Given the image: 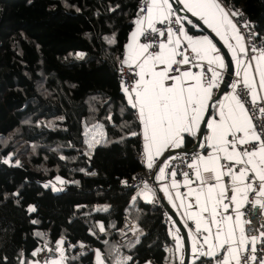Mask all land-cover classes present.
<instances>
[{
    "label": "trees",
    "instance_id": "16d2710c",
    "mask_svg": "<svg viewBox=\"0 0 264 264\" xmlns=\"http://www.w3.org/2000/svg\"><path fill=\"white\" fill-rule=\"evenodd\" d=\"M142 1L0 0V264H31L59 239L65 264H96L98 249L106 264H182L164 209L130 185L146 164L120 61ZM221 1L264 43V0ZM99 126L106 137L87 150ZM126 216L136 229L121 243Z\"/></svg>",
    "mask_w": 264,
    "mask_h": 264
},
{
    "label": "snow or ice",
    "instance_id": "6c2138e0",
    "mask_svg": "<svg viewBox=\"0 0 264 264\" xmlns=\"http://www.w3.org/2000/svg\"><path fill=\"white\" fill-rule=\"evenodd\" d=\"M156 3L157 0H148V6L139 9V11H146L150 18L152 6ZM167 3L168 0H161L162 6ZM185 3L189 11H192L194 15H198L202 19L208 15L215 19L212 9H218L223 13L218 21L219 23L224 20L231 23V16L241 15L237 11L229 13L218 3V0H185ZM180 19L177 18V22ZM133 23L142 24L143 21L138 18ZM151 33H156V36H152ZM142 35L145 40H155L157 37L165 36V32L154 28L149 19L148 32L146 34L142 32ZM132 36L135 38L136 33H132ZM167 44H172L171 49L167 48ZM189 44L191 45V51L196 53L197 56H201V58L206 57L209 52L215 51L207 37H204L203 41L197 40L195 43L189 38ZM178 45L179 40L174 44L171 41L161 42L158 45L151 43L141 44L139 46V54L135 53L132 45L125 46L126 49H132V54L121 59L120 63L128 64L130 68L135 65L136 68L140 69L138 73L132 72V75L138 77L135 86L131 89H123L129 93L128 103L135 110L136 127L139 129L138 131H132L129 128V134L142 139L145 149L143 154L147 155V166L149 168L153 166V157L151 155L153 146H156L157 152H159L160 148H166L169 151L172 149H185L188 138L197 140L192 152L189 153L185 150L184 156L189 160L194 158L196 161V163L189 164L188 167L194 170L196 177L194 183L207 187L206 203L207 200L212 198V193L221 180V176L230 177V186L225 188L224 191L217 193L213 203L212 217L213 221H215L216 209L220 206L221 200H229V204L223 205L224 212H229L231 203L236 200V194L241 193L240 183L244 180H247V183L243 186V193L253 192L259 197H264V119L258 120L256 123H253L250 117L242 119V116L248 110L245 107L246 101H242L238 96L232 97L236 101L235 108L230 105L217 104L219 112L213 116L210 111L212 102H218L219 100V97L214 98L212 96L215 79L207 84L203 83L202 78L207 74L206 71L197 75L184 70L183 74H181L179 65L191 64L192 60L183 50L179 49ZM150 49L152 50L151 52H149ZM253 50L260 51L258 49ZM145 53L147 55H144ZM77 55L82 57L84 54L77 53ZM176 56H180V60H176ZM261 59H264V52H262ZM217 62L220 63L221 67L225 66L222 61H218L216 58L208 61L209 64ZM160 65L165 67L160 68ZM172 65H177V67L172 68ZM122 71L123 69H121ZM257 71L260 75L259 88L264 89V71H260L259 68H257ZM212 74L215 78L216 73L213 71ZM244 85L246 91L249 88L251 89V91H248V95L251 97V102L255 104L258 101L255 82L250 85L245 79ZM206 101L210 103L206 104ZM259 111L264 113V109ZM202 113H207L208 117H212L213 122L209 123L207 117H202ZM201 121L211 129L210 137H204L203 130L199 128ZM240 133H243V136L238 135ZM249 136L251 137L250 140L247 138ZM200 137H204V139L201 140L199 139ZM209 140L212 143H209ZM245 145L248 147H243ZM238 146H241L239 152L237 151ZM209 148L212 149V153L207 156H202L196 151V149L207 151ZM229 148L232 149L231 152L228 151ZM221 154H223V159L226 161H232L239 155L241 158L236 159L235 163L245 165V167L239 169L238 175L234 174V165L218 163L222 158ZM244 157H247V159H243ZM16 163L18 165L19 161ZM201 164H203V168H201ZM248 165H251L250 169L246 167ZM221 168L227 169V171L219 172ZM160 171L162 172L163 169H160ZM246 171H251L254 174L246 176ZM172 175H175V172ZM184 175L188 176L189 173L186 172ZM57 179L59 180L60 178L57 177ZM45 187H48V185H45ZM229 192L231 195H228ZM245 203L251 205L253 201L246 200ZM255 204H260V200H256ZM28 211L33 212L35 208L30 206ZM204 211H208L207 206ZM236 212L238 213L237 219H239L243 213L240 208H237ZM231 218V216H228V219ZM33 223H36V221H33ZM261 235L264 236V233H261ZM219 236L220 230L218 229L216 238L219 239ZM57 243L62 242L58 241ZM229 243L230 241L225 239L219 246L224 248ZM38 251H42V249ZM35 255L36 252L34 251L33 256ZM207 255L216 256L212 252H208ZM127 259L131 260V257ZM250 260L253 264H264V247H261L258 255L255 244L252 245L250 250L246 249L245 255L242 257V264H249ZM21 264H27V262L21 261ZM217 264H230V261L224 258L223 254H220L217 257Z\"/></svg>",
    "mask_w": 264,
    "mask_h": 264
},
{
    "label": "crops",
    "instance_id": "0c3cea01",
    "mask_svg": "<svg viewBox=\"0 0 264 264\" xmlns=\"http://www.w3.org/2000/svg\"><path fill=\"white\" fill-rule=\"evenodd\" d=\"M179 1L181 5L183 6V9L186 12H189L193 16L198 18L201 22H203V24L206 27H208L212 32H214L224 42L225 46L228 48L234 60L235 72H236L234 81L231 83L228 89L224 91V93L221 95L218 102L213 104V108H212L213 116H215L219 112V108L217 104H224L226 106L230 105L234 108L236 107V101L232 99V97L238 96L237 85H238L239 79L244 80V81L245 79H247V81L251 84L255 82L258 99L261 98V96L264 97V89L259 88L260 75H259V72L257 71V68H259L260 71H264V59H261L262 54H258L254 56L253 58L246 59V60L240 57V55H242L241 53L245 52L246 47L244 44V40L242 36L240 35L238 29L236 28V25L234 21L232 20V18L230 17L231 23H228L227 20H224L222 23H219L218 21L222 17L223 13L220 12L218 9H212V12L215 15V19L211 15H208L204 19H202L200 16L194 15L192 11L188 10L185 0H179ZM218 3L225 10H227L223 2L218 0ZM174 14L175 12L169 0H168V3L163 6L161 5V0H157V3L154 6H152L151 17L149 18L148 14H146L145 16H141L139 18L143 21V23L142 24L137 23L136 28L132 32V33L135 32L136 36L135 38H133L131 34L130 40L127 45H132L133 48L135 49V53L139 54L140 53L139 46L142 44L141 34L145 28H148L149 19L151 20L152 25H155L157 22L161 21L162 19L170 17ZM186 19L190 22V24L196 25L189 18H186ZM204 37H207L211 41V46L215 49V51L209 52L206 57L201 58V56H197L196 53L191 51V45L189 44V38H191L193 43H195L197 40L203 41ZM177 40H179L178 47L180 50L182 48L183 42L187 43L189 47L190 57L194 61V63L187 64V65L180 64L179 67L181 69V74H183L184 70H188L191 73L197 74V75L201 74L202 72L200 69V63L201 62L207 63L210 66L211 72L213 73L214 71L216 73L215 78L213 77V79H215V84L212 88V96L214 97L215 94L218 92L220 86L222 85L224 78H225L226 71H227V63H226V59L222 51L218 48V46L214 43V41L206 33L205 34L191 33L189 32L188 27L186 25L183 27V29L181 30L179 34H170L167 40H164L163 42L171 41L174 44ZM171 47H172V44H167L168 49H171ZM205 47L207 46L205 45ZM129 54H132V49L125 50V58ZM185 54L187 53L185 52ZM144 55H146V53ZM213 58H216L218 61H222L225 66L221 67L219 62L209 64L208 63L209 59H213ZM175 59L180 60V56H176ZM159 67L163 68L165 66L160 65ZM137 70L138 72L140 71L139 68H137ZM202 82L204 83L203 78H202ZM125 93L128 98L129 93L127 91H125ZM205 103L208 104L210 102L206 101ZM237 111H239V109H237ZM205 115L206 113H202V117H205ZM246 117H250L248 112L242 116V119ZM212 122H213V118L209 117V123H212ZM201 124H202V121L199 123V128H201ZM207 128H208V131L206 132L204 137L211 136V129L209 127ZM238 135L243 136V133H240ZM247 138L249 140L251 139L250 136ZM195 142H196V139L194 138V143L192 144V146L195 144ZM208 142L212 143L211 140H209ZM191 147H188L186 145L185 149H189ZM179 150H183V149H172L169 151L166 148H160L159 152H157L156 146H153L151 149V155L153 157V162H152L153 166L151 168H154L155 170V174H156L155 179L159 186V189L162 191L167 202L177 213L178 217L180 218V220L186 227L189 234H191V237H190L191 253H190V263L189 264H193L195 262L196 254H200L202 259H206L208 261L213 260L217 256L219 250L222 249L219 245H221L225 241V239H228L230 243L224 246V247H228V251L224 258L228 259L230 261V264H242L241 255H242L243 250L245 249L246 243L248 241H251L252 245L255 244L256 246L259 238L258 236L248 237L245 234L244 217L242 215L240 216L239 219H237L238 213L236 212V209L240 208L241 212L243 213L247 205L245 201L250 200V198H253L255 201L260 200V205H262L263 207V216H264V197H259L253 192L243 193V186L244 184L247 183V180H244L243 182L240 183L242 194L241 193L236 194V200L231 203L229 212L225 213L224 208H223V205L229 204V200L222 199L220 206L217 207L216 209L217 215H216L215 221H213V217H212L213 203L216 199L217 193L224 191L225 188L230 186L229 185L230 177L227 180L226 177L228 176H223V175L221 176V180L219 181L215 190L212 193V198L207 200V203H206V196H207L208 189L206 186L202 187L199 183H194V181L196 180V177L194 174V170L191 169L190 167H189L190 169L189 177L182 178V179H176L172 183L169 184L168 182L165 181V171L170 165L171 161L177 156L176 153L181 152ZM240 150H241V146H238L237 151L239 152ZM143 151H145L144 144H143ZM228 151L231 152L232 149L229 148ZM197 152H199L202 156H207V155H211L212 149L209 148L207 151L198 149ZM145 156L147 160L146 163L148 164L147 155ZM221 157H223V154H221ZM240 158L241 157L237 155L232 161H230V163L240 168L245 167V165L235 163V160L240 159ZM243 159L246 160L247 157H244ZM189 163L190 164L196 163V161L193 158L192 160H190ZM218 163L221 164L220 161ZM246 167L250 169L251 165H248ZM201 168H203V164H201ZM160 169H163V171L161 172ZM226 171L227 169H223V168L219 169V172H226ZM233 173L236 175L239 174V173H235L234 170H233ZM248 174H254V173L251 171H246L245 175L247 176ZM153 181H154L153 179L148 181L141 189L138 190L137 195H139L142 199L146 201H152L153 197L157 196L158 194L156 186L153 185L154 183ZM228 195H231V193L229 192ZM206 206L208 208V211H204V208ZM228 216H231L232 218L228 219ZM168 220L170 223L171 236L175 240V243L177 245V250L179 252V257H180L181 263L183 264L184 258H185V244H184L183 234L170 216H168ZM218 229L220 230L219 239L216 238V233ZM198 233L202 234V244L204 246V249L202 251H200V249L198 248V243H199ZM63 241L65 240L63 239ZM229 249H231V251H229ZM208 252L215 253L216 256H209L207 255ZM64 253L65 251L63 252V255ZM54 254L55 255L52 256V258L57 255L56 249H55ZM96 257H97L96 264H99V263L103 264L105 262L102 255L97 254ZM31 264H38V263L36 261H33L31 262ZM58 264H64L63 258H61Z\"/></svg>",
    "mask_w": 264,
    "mask_h": 264
},
{
    "label": "built area",
    "instance_id": "2783aa9c",
    "mask_svg": "<svg viewBox=\"0 0 264 264\" xmlns=\"http://www.w3.org/2000/svg\"><path fill=\"white\" fill-rule=\"evenodd\" d=\"M147 6H148V0H143L140 4V9L146 8ZM225 7L229 13L235 11L227 5H225ZM239 13H241V15L231 16V18L234 21L236 28L238 29L240 35L242 36L245 47H246L245 52L241 53L242 55H240V57L244 58L245 60L251 59L254 56L258 54H262V52H264V43H263V40L258 35V31L255 27L254 22L250 20L247 14H244L242 12H239ZM141 14L142 16H145L147 12L146 11L141 12ZM177 18H181L179 22H177ZM245 25H247V27H245ZM153 27L156 28L158 31L165 32V36L157 37V39L155 40H151V39L145 40L143 38V35L141 34L142 44L151 43L154 45H158L164 40H167L170 34H179L184 27L183 18L179 16L178 14H174L170 17L164 18L161 21L157 22L155 25H153ZM142 32L146 34L148 32V28H145ZM151 35L156 36V33H151ZM253 49H258L260 51H254ZM181 50H183L187 54L189 53V47L186 42H183ZM151 51L152 50L150 49L149 52ZM188 55H189V58L192 60V58L190 57V53ZM192 63H194L193 60H192ZM175 67H177V65L172 66V68H175ZM121 68L123 69V71L121 72V85L123 89H131L132 87H134L138 79V77L132 75V72L134 71L138 73V70L135 67V65H133L132 68H130L128 64H121ZM200 69L202 73L205 71L207 72V74L203 76V81L205 84L213 80V74L211 72L210 66L207 63L201 62ZM249 84L251 85V83ZM248 91H251V89L249 88L246 91L244 80L239 79V82L237 85L238 97L242 101H246L245 107L248 110L247 112L249 113L252 122L256 123L258 120L264 119V113H261L259 111L260 109H264V97L261 96V98H259L258 101L254 104L251 102V97L248 95ZM243 147H248V146L245 145ZM176 154L177 156L171 161L170 165L165 171V181L168 182L169 184L172 183L176 179H182V178H186L190 176V169L188 167V165L190 164L189 163L190 160L184 156V151L177 152ZM143 160L146 164V169L137 172L130 182V185L133 186L137 190L141 189L148 181L153 179V176L156 177V175H154L155 174L154 168H149L147 166V163H146L147 160L144 154H143ZM220 162L221 164H224V163L231 164L230 161H226L225 159H223V157L221 158ZM239 169L240 167H237V166L233 167V170L235 171V173H239ZM173 172H175V175H172ZM186 172L189 173L188 176L184 175V173ZM252 175L253 174H248L247 176H252ZM226 179L228 180L229 177H226ZM153 182H154L153 185L156 186V189L158 191L159 186L157 182L156 181H153ZM152 201L160 205L164 209L165 213L167 214L164 208V205L160 201L158 194L157 196L153 197ZM249 201H253V204L251 205L247 204L245 207V209L247 210L245 211L244 209V212H243L244 213L243 217L245 221L244 232L248 237L258 236L259 239L255 246L257 249V255H258L261 247H264V236L261 235V233H264L263 207L260 204L258 205L255 204V200L253 198H250ZM135 229H136L135 221L129 216L124 217L122 234L119 237V241L121 243H125L128 240H130L133 236ZM198 239H199L198 248L200 249V251H202L204 249V246L202 244V234L198 233ZM251 248H252V242L248 241L245 245V249L243 250L241 256L243 257L245 255L246 249L250 250ZM40 249H42V251H38ZM80 249L84 250V247ZM227 251H228V247L222 248L221 250H219L217 256L213 260H209V261L206 259H202L200 254H196L195 262L193 264H217V257L220 254H223V256L225 257ZM35 252H36V255L34 257H35V260L38 262V264H49L53 256V250L51 247L41 244L35 250ZM148 264H155V263L153 261H149ZM249 264H253V262L250 260Z\"/></svg>",
    "mask_w": 264,
    "mask_h": 264
},
{
    "label": "water",
    "instance_id": "95a60500",
    "mask_svg": "<svg viewBox=\"0 0 264 264\" xmlns=\"http://www.w3.org/2000/svg\"><path fill=\"white\" fill-rule=\"evenodd\" d=\"M172 4V8L173 10L181 17L184 18H189L190 20H192L200 29H202L203 31H205V33L210 36V38L214 41V43L218 46V48L222 51L225 59H226V63H227V71L225 74V78L224 81L222 83V85L220 86L218 92L215 94V97H221V95L224 93V91H226L228 89V87L231 85V83L234 81L235 78V65H234V60L228 50V48L225 46L224 42L214 33L212 32L208 27H206L203 22H201L198 18H196L195 16H193L191 13L186 12L183 9V6L181 5L179 0H169ZM216 102H212V108H213V104H215ZM212 108L210 109V111L212 112ZM205 117H207V119L209 120V117L207 116V113L205 115ZM204 132V136L206 134V132L208 131L207 126H205L202 122L201 124V128ZM204 137H200L199 139L203 140ZM197 142V140H196ZM195 142V144H196ZM195 144L189 148V149H183V150H179V151H188L189 153L192 152ZM196 151H198V149H196ZM156 175V174H154ZM154 181L155 180V176H153ZM158 196L160 198L161 203L164 205V208L167 212V214L174 220V222L176 223V225L178 226V228L180 229V231L183 234V238H184V244H185V258H184V262L183 264H189L190 263V253H191V234H189V232L187 231L186 227L184 226V224L182 223V221L180 220V218L178 217L177 213L174 211V209L170 206V204L167 202L166 198L164 197L162 191L158 188ZM55 254L53 253V256Z\"/></svg>",
    "mask_w": 264,
    "mask_h": 264
},
{
    "label": "rangeland",
    "instance_id": "374dc122",
    "mask_svg": "<svg viewBox=\"0 0 264 264\" xmlns=\"http://www.w3.org/2000/svg\"><path fill=\"white\" fill-rule=\"evenodd\" d=\"M175 14H177V13L175 12ZM182 18H184V17H182ZM89 129L90 128H87V132H86V146L89 148L87 150H90V148L92 146L94 147L95 144L100 143L106 137V134H104V131L100 126L95 127L93 130H89ZM57 177H59L60 179L58 180ZM57 177L54 180L46 182V183L51 184L53 190H55V191L61 190L63 188V186H62L63 181H64L63 178L60 176H57ZM58 241H61L62 243H57L58 244V246L56 248V254L57 255L52 258V260L49 262V264H57V262L59 263L61 258H63L64 264H65V253L63 255V252L65 251L64 241H63V239H59ZM98 252L100 255H102L101 251L99 249L95 251V262L96 263H97L96 255L98 254ZM120 256L122 257V259H124L125 255L120 254ZM103 264H105V262Z\"/></svg>",
    "mask_w": 264,
    "mask_h": 264
}]
</instances>
